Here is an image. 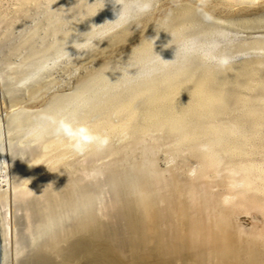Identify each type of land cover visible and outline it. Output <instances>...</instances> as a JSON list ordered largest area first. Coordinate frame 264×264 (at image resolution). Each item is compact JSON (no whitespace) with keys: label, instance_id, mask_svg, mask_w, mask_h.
I'll return each mask as SVG.
<instances>
[{"label":"bare ground","instance_id":"1","mask_svg":"<svg viewBox=\"0 0 264 264\" xmlns=\"http://www.w3.org/2000/svg\"><path fill=\"white\" fill-rule=\"evenodd\" d=\"M15 1L0 0V51L15 29H25L22 37L14 36L15 47L0 52V264H264V166L245 152L259 144L255 137L264 123V58L217 70L180 60L181 69L138 82L141 74L123 69V52L156 51L184 32L185 22L201 17L198 8H206L203 0H179L172 15L149 30L136 36L125 29L98 46L66 93L61 71L43 72L51 52L58 56L72 38L54 30L48 44L45 23L25 25L43 0ZM221 1L230 8L259 0ZM259 18L264 24V16ZM126 42L123 52L103 56ZM18 56L20 66L11 62ZM114 61L120 65L115 72L108 67L96 75L101 62ZM123 85L125 93L119 91ZM237 90H254L261 101ZM232 100L244 111L235 115ZM45 114L73 117L110 138L103 151L92 145L83 154L88 166L108 160L115 194L110 223L94 211L80 155L67 138L52 134ZM162 137L171 146L167 166L156 168L144 156L132 170L120 168V153L136 154L146 139ZM94 169L85 168L87 176ZM95 172L106 174L103 167ZM252 211L263 220L247 229Z\"/></svg>","mask_w":264,"mask_h":264},{"label":"rangeland","instance_id":"2","mask_svg":"<svg viewBox=\"0 0 264 264\" xmlns=\"http://www.w3.org/2000/svg\"><path fill=\"white\" fill-rule=\"evenodd\" d=\"M17 2L16 0L14 3ZM123 2L130 6L133 0H123ZM203 2L206 7L204 11L210 13L214 17L215 22L205 23L201 17L193 23L185 22L183 24L185 31L177 37L172 35L169 43L156 48V51L146 52L149 54L147 60H145V55L147 54L142 53L141 55L134 56L130 54V50L125 52L121 51L125 45L129 44L127 42L115 46L103 56H112L117 50L123 52V56L119 60L124 61L125 65L123 69L126 70L125 72L134 71L137 73L138 69L142 70L138 82L150 78L155 80L167 71L181 69L183 64L178 62L180 60L184 62V65H190V67L202 63L205 69L212 67L217 70L221 69V67L215 61L220 57H230L231 63L229 65L237 64V66L243 62L256 65L257 62L264 58V24L260 22L261 18H259V15L264 16V0H259L251 4L232 3L230 8L227 6L228 3L226 4V2L221 0H203ZM147 3L150 5V10L146 14L127 25L117 28L114 21L118 18L117 12L122 8V5L114 3V0H43L38 10L35 9L31 13V20L25 25L35 27L41 22L45 23L46 31L44 36L48 44L54 42L56 37V34L54 37L55 31L63 36L65 35L66 38H72L71 41L69 40L65 43L63 52L58 55L60 59L56 63L52 59L58 56L55 55V52H51L53 58L48 61L49 68L44 69L45 71L43 73L50 74L61 71L64 74L63 82L66 83L64 85L67 86L65 90L68 89L69 83H71L72 88L75 85L76 78L82 76L81 67L84 65L83 61L109 37L125 29L137 32V36L138 33L149 30L153 22L162 20L176 6L175 0H147ZM94 11H96V14ZM253 22L256 23L252 24ZM24 33L25 29L23 28L15 29V34L12 36L13 39L5 41L1 46L0 52L3 53L2 55L8 53L10 47H15L17 40L14 38L22 37ZM73 35L74 37H72ZM136 39L138 37L134 38V40ZM208 50L213 51L206 59L204 55L208 53ZM187 52L192 55V60H185L184 56ZM168 55L171 58H175V61L170 58L166 60ZM19 58L21 57H13L11 58V62L19 65ZM136 60H139V63L143 67L140 64L136 67L132 66ZM108 64L109 62H101V67L96 75L100 73L101 69L108 67H113L114 69L111 68V70L115 72L116 67L119 65L115 61L114 63ZM164 67H167V69H164ZM126 87L123 85L119 88V91L125 93L127 90ZM66 93H69V91L67 90ZM91 94L92 92L88 95ZM235 94H244L245 97L253 102L261 101L254 93V90H248L245 93L237 90ZM230 104L231 111L235 112V115L244 111V108L237 105L234 100ZM258 107L260 106H255V108ZM229 120L235 122L237 118L231 117ZM250 125L251 123H249V127H246L245 130H250ZM252 133L254 132L252 131ZM252 133L249 134L251 135ZM257 135L255 138L258 139L259 144H256L253 148H248L245 152L252 156L251 158L254 159V163H258V167H262L264 166V148L262 149L264 147L262 146L264 144V123ZM113 141L115 146L120 144H118L116 138ZM144 142L143 145L137 148L138 152L136 154L124 151L122 155L120 153L116 157V159H125V162L120 168L132 170L141 157L143 158L144 156L153 159L156 168L161 169L167 166L171 158L170 153H172L169 151L171 146L168 145V139L162 137L155 142H150L149 139H146ZM152 146L155 147L153 148ZM174 161L181 164L184 162L183 158L179 157H176ZM79 165L81 167L80 175L82 177V183L90 188L89 191H91L92 197L95 198L94 211L104 221H108L109 216H113L115 212V209L112 207L115 201V194L112 189L113 181L107 174L108 160L95 162L94 164L91 163V166H88L86 158L80 155ZM92 167L95 169L90 172V176H87L85 168L92 169ZM99 167H103L106 174L95 175V171ZM125 192L122 188V194L126 195ZM261 220H263V217L259 213L252 211L245 224L252 223L246 225V228L250 229L252 226L260 227ZM110 222L108 221V223Z\"/></svg>","mask_w":264,"mask_h":264},{"label":"clouds","instance_id":"3","mask_svg":"<svg viewBox=\"0 0 264 264\" xmlns=\"http://www.w3.org/2000/svg\"><path fill=\"white\" fill-rule=\"evenodd\" d=\"M114 3L122 5V8L117 12V19L114 21L116 27H122L133 22L135 19L146 14L150 10V5L147 0H133L129 6L123 0H114ZM176 6H179V0H175ZM205 23H214V17L201 8L197 9ZM171 11L169 16H171ZM167 19L165 20V23ZM163 29V28H160ZM221 68L227 67L231 63V58L224 56L215 61ZM141 69H138L137 75L141 74ZM42 119L51 125V132L57 137H65L70 142L71 151L78 155L86 153L90 146L95 145L97 151H103L108 147L110 138L107 135H99L93 133L86 125L80 124L73 117L45 114ZM23 159V157H21Z\"/></svg>","mask_w":264,"mask_h":264}]
</instances>
